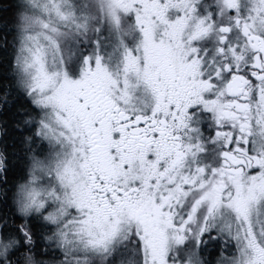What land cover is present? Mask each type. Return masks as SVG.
Instances as JSON below:
<instances>
[{
  "label": "snow or ice",
  "instance_id": "6c2138e0",
  "mask_svg": "<svg viewBox=\"0 0 264 264\" xmlns=\"http://www.w3.org/2000/svg\"><path fill=\"white\" fill-rule=\"evenodd\" d=\"M0 264H264V0H0Z\"/></svg>",
  "mask_w": 264,
  "mask_h": 264
}]
</instances>
